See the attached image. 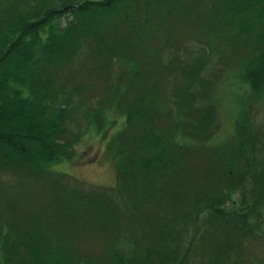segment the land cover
I'll return each mask as SVG.
<instances>
[{
  "label": "trees",
  "instance_id": "1",
  "mask_svg": "<svg viewBox=\"0 0 264 264\" xmlns=\"http://www.w3.org/2000/svg\"><path fill=\"white\" fill-rule=\"evenodd\" d=\"M14 9L13 15L8 8L0 14V172L20 174L22 187L32 192L33 186L54 191L55 209H93V226L111 235L108 264H240L246 241L264 237V167L256 170L248 110L237 116L233 142H220L215 153L202 150L222 177L207 174L201 189L170 179L162 197L174 213L162 219L160 228L165 227L149 246L136 234L154 224L138 218L146 213L142 196L155 191L156 178L209 132L207 121L195 122L197 116L211 117L214 108L203 105L204 62L233 65L237 81L255 97L264 96V0H19ZM182 35L193 36L203 61L197 65L199 59H190L182 70H171L172 77L185 75L172 92L158 78L164 71L161 53L178 46ZM82 59L95 63L94 74L108 87L106 104L98 101L78 113L66 82L75 67H84ZM189 65L197 68L192 72ZM61 78L62 85L56 82ZM143 79L155 82L146 88ZM115 107L125 121L108 146L117 166L115 191L120 197L134 193L122 210L101 193L84 200L76 189L64 192L62 177L47 169L51 162L74 157L81 119L86 130L102 129L109 122L106 111ZM72 122L74 132L68 127ZM131 128H139V136H131ZM108 211L113 216L104 220ZM121 213L133 226L121 223ZM174 226H186L185 245L173 234ZM2 229L0 264H98L81 252L75 258L64 247L47 251L33 231L18 236L10 227Z\"/></svg>",
  "mask_w": 264,
  "mask_h": 264
},
{
  "label": "rangeland",
  "instance_id": "2",
  "mask_svg": "<svg viewBox=\"0 0 264 264\" xmlns=\"http://www.w3.org/2000/svg\"><path fill=\"white\" fill-rule=\"evenodd\" d=\"M18 1L0 0V14L3 9L8 8L10 14L13 15V12H15L14 6ZM207 2L209 3V0ZM27 7L28 5H23L24 9H27ZM1 17L2 15H0ZM182 37L183 40L177 43L178 46L162 48L163 52L161 53L164 54L163 61L160 63L164 71H161L158 78L164 85L169 84L167 89H172V92L182 85L185 75L179 74L172 77L171 70H175L177 66L182 70L183 63L190 59L195 62L200 56L198 52L200 47L193 41V36L182 35ZM90 47L94 48L93 45H90ZM81 61L84 63V67H75L69 73L66 82L68 83L66 90L72 93L74 97L73 104L79 110L78 113H81V110H87L89 107L97 106L98 101L106 104L108 87L107 82H102V77L94 74L97 68L92 60L85 62V59H82ZM202 61L203 58L200 57L197 65ZM204 63L201 77L207 85L203 83L205 86L200 89L202 94H206L203 98V105H212L214 108L211 117L206 119L197 116L195 122L198 121L202 124L203 121H207L206 129L209 132L204 137L193 140V145L190 147L191 153L177 154L176 156L183 155V157L176 161V165L172 166L169 172L166 173L165 170L164 174L156 178L158 180L155 191L151 188L142 196L143 201L140 207L143 210L146 209V213L143 214V217L139 216L138 218H151L150 221H154L151 229L148 224H145L143 229L140 228L141 232L136 234L138 242L145 246H149L150 238H157L159 231L165 227L160 228L159 224L162 219L174 213V208L171 209L168 201L162 197L164 190H166L164 186L167 185L170 179L185 180L190 186L189 189H201L200 184L207 174L213 175L215 172L212 178L220 179L222 177L221 171L216 166L209 164V159L203 156L202 150L215 153L220 142L224 140L225 142H233L236 119L242 111L248 110L247 113L254 124L256 170L259 172L264 167V96L255 97L245 88L244 84L239 83L231 73L233 65L223 64L219 60ZM186 68L193 72L197 66L189 65ZM119 70L123 69L119 67ZM61 79V82L58 79L56 80L60 85L64 83V79ZM143 80L146 88H150L155 82L154 79ZM209 95L212 98H209ZM106 112L109 122L99 130L96 128L86 130V120L81 119L80 132L83 131V134L74 144V157L70 160L60 159L51 162L47 169L53 173L51 174L52 177H62V183L66 186L63 187L64 192L76 189L80 192L77 195H82L84 200L87 197L101 193L112 197L119 206V210H122L123 204L133 202L134 193L131 197L124 194L123 197H120L116 193L115 189L118 186L117 166L113 152L108 149V146L111 142L113 145V139L124 128L125 121L124 115L118 112L116 107ZM74 126V122L71 123V127L68 125L73 132L77 129ZM139 132V128L133 131L131 128L130 135L137 137L140 134ZM249 157H252L251 153L248 155ZM22 183L23 178L20 174L0 172V231L4 232L2 228L5 226L7 229L12 228V234L18 236L27 232H34L40 241L41 247L46 248L47 251H56L60 247H64L63 249L75 258L81 252L91 259L96 258L98 264H108L107 250L109 249L108 243L111 240V235L109 230L93 226L97 222L93 209H91L93 211H86V208L82 205V208L75 207L70 210L55 209L52 206V202L55 201L53 199L54 191L33 186V182L30 181L31 186L37 188V191L34 189V192H32L31 189H27L30 187L24 189ZM208 184H211V182H208ZM161 198H163V201H160ZM235 200L239 201L238 195ZM73 209L75 211L72 213ZM179 211H182V208L178 209ZM169 213L170 215H168ZM121 214L123 218L120 221L124 226L126 224L127 227V224L130 225L131 223L124 213ZM112 216L108 211L101 217L105 220L110 219ZM66 217L70 218L71 221L68 222ZM24 224L27 225V228ZM262 230L264 232V220ZM185 231L186 226L182 229L176 227L175 232H173L180 241H184V245L187 240V232ZM172 241L178 242L176 239ZM171 249H175V244ZM242 256L240 264H264V237L256 240L252 238L251 241H246ZM201 259L205 258L201 257Z\"/></svg>",
  "mask_w": 264,
  "mask_h": 264
}]
</instances>
